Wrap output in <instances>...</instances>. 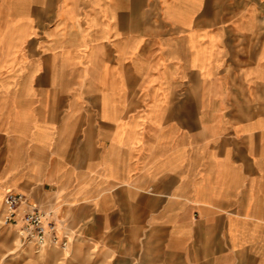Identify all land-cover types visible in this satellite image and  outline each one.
<instances>
[{"label": "crops", "instance_id": "1", "mask_svg": "<svg viewBox=\"0 0 264 264\" xmlns=\"http://www.w3.org/2000/svg\"><path fill=\"white\" fill-rule=\"evenodd\" d=\"M7 191L103 264H264V0H0Z\"/></svg>", "mask_w": 264, "mask_h": 264}, {"label": "built area", "instance_id": "2", "mask_svg": "<svg viewBox=\"0 0 264 264\" xmlns=\"http://www.w3.org/2000/svg\"><path fill=\"white\" fill-rule=\"evenodd\" d=\"M2 205V225L16 229L23 242L34 243L38 248L51 244L66 249L67 240L58 238L51 213L29 202L24 194L7 191Z\"/></svg>", "mask_w": 264, "mask_h": 264}, {"label": "rangeland", "instance_id": "3", "mask_svg": "<svg viewBox=\"0 0 264 264\" xmlns=\"http://www.w3.org/2000/svg\"><path fill=\"white\" fill-rule=\"evenodd\" d=\"M3 204V203H2ZM59 238V237H58ZM74 238H70L68 246L66 250L60 249L59 247L55 248L61 252V254L66 256H84V264H103L102 259H98L97 251L98 246L92 242L84 240L83 236H77ZM84 243L92 246L91 249H84ZM78 246L75 248L74 246ZM49 246H53L48 244L46 247L38 248L34 243L23 242L16 229L8 226H3L1 223V203H0V256H8V261L10 264L15 262V257L23 255L26 258L31 256L44 255L46 249L50 248ZM55 247V246H54ZM112 259L111 257L108 258ZM15 264V263H14ZM108 264V263H104Z\"/></svg>", "mask_w": 264, "mask_h": 264}]
</instances>
